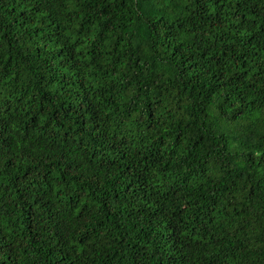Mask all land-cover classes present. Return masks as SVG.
<instances>
[{"label":"trees","instance_id":"16d2710c","mask_svg":"<svg viewBox=\"0 0 264 264\" xmlns=\"http://www.w3.org/2000/svg\"><path fill=\"white\" fill-rule=\"evenodd\" d=\"M0 264H264V0H0Z\"/></svg>","mask_w":264,"mask_h":264}]
</instances>
